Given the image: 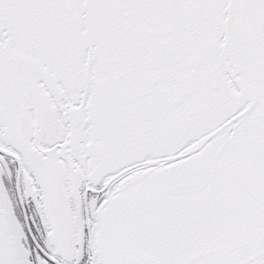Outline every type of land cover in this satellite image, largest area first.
<instances>
[{
  "label": "snow or ice",
  "instance_id": "6c2138e0",
  "mask_svg": "<svg viewBox=\"0 0 264 264\" xmlns=\"http://www.w3.org/2000/svg\"><path fill=\"white\" fill-rule=\"evenodd\" d=\"M0 264H264V0H0Z\"/></svg>",
  "mask_w": 264,
  "mask_h": 264
}]
</instances>
